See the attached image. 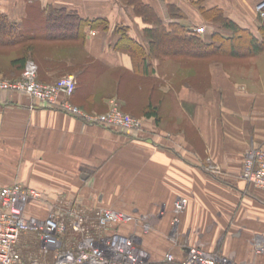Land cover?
Listing matches in <instances>:
<instances>
[{
    "label": "crops",
    "instance_id": "1",
    "mask_svg": "<svg viewBox=\"0 0 264 264\" xmlns=\"http://www.w3.org/2000/svg\"><path fill=\"white\" fill-rule=\"evenodd\" d=\"M259 1L0 0V11L31 34L41 29L49 8L105 18L106 29L84 27L81 38L35 36L37 78L48 83L73 74L72 104L103 113L116 101L122 111L143 119V129L129 134L86 123L19 92L0 91V185L20 181L50 199L142 215L152 225L147 233L138 232L139 245L155 259L168 250L181 259L187 250L180 245L189 243L236 264H264V252L252 254L247 242L252 235L264 237V190L240 176L247 149H264ZM139 2L143 6L136 8ZM173 23L185 29L183 51L169 48L160 54L151 46L159 44L161 31L170 33ZM117 26L144 46L143 55L133 57L115 46ZM191 33L194 47H185ZM229 38L241 47L238 51L245 47L241 43L256 45L235 54L225 41ZM14 55L0 52V77L19 76L11 65ZM149 104L155 113L146 112ZM177 196H186L188 203L179 215L178 245L172 246L166 233ZM25 214L44 217L46 212L29 202ZM119 230L131 233L133 225ZM36 244L39 248L38 233L24 231L18 249L24 257L40 259V253L28 254H37Z\"/></svg>",
    "mask_w": 264,
    "mask_h": 264
},
{
    "label": "built area",
    "instance_id": "2",
    "mask_svg": "<svg viewBox=\"0 0 264 264\" xmlns=\"http://www.w3.org/2000/svg\"><path fill=\"white\" fill-rule=\"evenodd\" d=\"M256 9L264 18V0L256 4ZM201 30L196 28L197 32ZM75 84L73 74L62 75L51 83L39 81L36 63L27 59L18 78H0V91L22 93L46 107L80 116L86 123L98 122L129 134L143 129V119L122 111L116 101H111L103 113H88L72 104L69 98ZM29 107L32 109L34 104ZM240 176L248 184L264 190V149L254 146L247 149ZM29 202L43 207L46 215H26ZM187 203L186 196H177L174 200L171 229L166 233L172 246L178 245L177 224ZM163 209L157 215H162ZM126 223L133 225L131 233L119 230ZM151 225L152 221L142 215L112 206L90 209L65 197L50 199L43 191L25 187L20 181L0 185V264H236L228 256L189 243L180 245L187 250L181 259H176L171 250L155 259L139 245L138 232L147 233ZM28 230L38 233L40 255L50 257V261L29 259L20 253L18 242ZM247 242L252 254L264 252V237L252 235Z\"/></svg>",
    "mask_w": 264,
    "mask_h": 264
},
{
    "label": "trees",
    "instance_id": "3",
    "mask_svg": "<svg viewBox=\"0 0 264 264\" xmlns=\"http://www.w3.org/2000/svg\"><path fill=\"white\" fill-rule=\"evenodd\" d=\"M142 3L139 2L135 5L136 8L142 7ZM139 10H137L138 12ZM218 13L217 11L215 12ZM215 14V15H216ZM218 17L222 19L223 23L225 25H230L231 21L229 19H226L222 16V12L218 14ZM42 18V27L41 29L33 30L34 33H29V31H26L19 22H16L15 20H12L8 17V15L4 12L0 11V52H4L5 54L8 53V48H15V55L11 58V65L15 67L18 71H22L25 62L27 59H33L34 53H35V43L34 39L38 36H41V34L45 35V37L50 38H58V37H80L84 34L83 29L84 27H92V28H104L106 29L108 27V21L105 18L97 17V18H84L80 16L76 11H65L63 9H47L45 10ZM58 23L59 29L56 30V25ZM173 27L168 34L167 32H160V37H163L165 39L171 38V42H164L160 41L158 45L155 46L153 44L151 46L152 49H158L160 54L167 53L173 48H177L178 51H183L184 44H182V38H180L182 33L185 31L183 27H178L174 23L171 24ZM264 27V26H263ZM235 31L240 30L239 27L233 26ZM127 28L124 26H117L115 28V31L119 35L115 46L118 48H122L127 50L133 57L136 55L140 56L144 54V46L137 42L135 39L130 37L127 34ZM39 31L40 34L37 33ZM242 33H245V30L241 31ZM238 33V32H237ZM192 36L185 42V47H194L192 44V38H194V34L191 33ZM37 36V37H35ZM162 38V39H163ZM178 38V40H177ZM161 39V40H162ZM191 40V44H189L188 41ZM195 40V39H194ZM196 41V40H195ZM227 43H229V46L231 48V52H234L235 54L240 52L247 51L246 48L249 47L248 50H251V45L254 47L256 43H254L252 40L250 43H241L240 46L242 47V50L238 51L240 48L237 46L235 47L232 43L234 42L233 38H229L225 40ZM249 44V45H248ZM251 44V45H250ZM182 45V47L180 46ZM248 45V47H247ZM179 46V47H178ZM175 50V49H174ZM238 51V52H237ZM190 52V51H189ZM157 53V52H155ZM162 58V57H161ZM20 75V74H19ZM19 77V76H18ZM16 77V78H18ZM3 78V77H0ZM14 79V78H11ZM76 87V86H75ZM147 113L153 114L155 113L154 108L151 107L149 104L147 107Z\"/></svg>",
    "mask_w": 264,
    "mask_h": 264
},
{
    "label": "rangeland",
    "instance_id": "4",
    "mask_svg": "<svg viewBox=\"0 0 264 264\" xmlns=\"http://www.w3.org/2000/svg\"><path fill=\"white\" fill-rule=\"evenodd\" d=\"M55 25H56V27H55L56 30H55V31H57V30L59 29V27L57 26L58 23L55 24ZM160 38L162 39L163 37H160ZM162 41H164V42H169L168 39H165V38H163V39L161 40V42H162ZM8 49H9V51H8V53H7L6 55L11 56V55H13V54L15 53V50H14L15 48H14V49H13V48H8ZM19 76H20V75H19ZM59 77H60V76H59ZM59 77H58V78H59ZM37 79H38V78H37ZM53 82H54V81H53ZM48 83H51V82H48ZM36 245H37V244H36ZM36 245L33 246V248H36V249L38 250V251H37V254H34L31 250H28V252H29V253H28L29 256H30V255L35 256V257H36V256H39L40 250H39V248H38V245H37V246H36ZM26 257H27V256H26ZM49 259H50V257H47V256H46V257H44V256L42 257V256L40 255V260L50 261Z\"/></svg>",
    "mask_w": 264,
    "mask_h": 264
}]
</instances>
